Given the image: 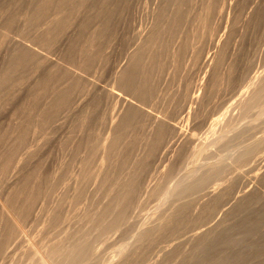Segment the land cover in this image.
I'll use <instances>...</instances> for the list:
<instances>
[{
  "label": "rangeland",
  "instance_id": "1",
  "mask_svg": "<svg viewBox=\"0 0 264 264\" xmlns=\"http://www.w3.org/2000/svg\"><path fill=\"white\" fill-rule=\"evenodd\" d=\"M38 1L0 0V80L11 67L15 47L35 51L40 59L11 70L13 81L0 83V161L14 143L23 113L31 109L34 91L42 96L41 108L69 82L66 77L54 87L50 66L56 64L82 79L71 102L48 123L39 124L35 113L10 170L0 178V264H264V0H218L210 20L213 31L199 35L198 29L190 36L201 49L199 59L194 63L190 48L178 73L168 59L156 72L162 76L155 96L144 101L121 87L119 77L133 53L155 32L166 0H119L118 6L89 0L78 15L75 12L74 24L48 47L37 41L43 21L36 29L26 24ZM194 2L200 8L205 0ZM101 9L113 15L112 21L108 25L93 21L86 39L80 38L79 20ZM12 18L15 23L5 28ZM91 36L99 53L85 68L83 53L77 50L70 56L68 48L72 41L86 47ZM175 40L169 49H176L179 38ZM222 49L225 54L215 65ZM170 94L182 98L180 105L167 103ZM131 103L145 113L140 109L144 115L134 129L123 133L119 148L130 155L115 172L113 163L103 158ZM160 117L166 120L160 122ZM159 122L173 129L145 158ZM29 173L34 182L29 179V186H23ZM36 175L40 191L34 206L26 207L22 215L26 201L17 200L13 210L6 200L21 189H33ZM131 177L138 179L125 219L108 229L97 217L108 202L121 196ZM7 217L16 225L3 239L10 232ZM71 248L90 249L73 258Z\"/></svg>",
  "mask_w": 264,
  "mask_h": 264
},
{
  "label": "bare ground",
  "instance_id": "2",
  "mask_svg": "<svg viewBox=\"0 0 264 264\" xmlns=\"http://www.w3.org/2000/svg\"><path fill=\"white\" fill-rule=\"evenodd\" d=\"M88 1L89 0H41V1H38L37 4L35 3L36 5L33 8V11L30 14V17L27 19L26 24H28L27 26H33V28L32 27L31 28L34 29L35 28L34 26L41 25V20H42L43 21L42 25H44L45 27L43 26L44 28L42 31L39 30L40 34H39V36H37V39H38L37 41L45 44V46L47 45V47L51 46L57 39H59L58 36H60L59 34L62 31L66 30L69 26L74 24L72 22V18L74 16L75 12H76V15H78L77 11L79 13L80 9H82L83 7H86V5H88V3H89ZM194 1L195 0H166L165 1L164 5H162V7L160 8L159 13L157 15L158 16V20H157L158 23L156 25V29L154 30L155 32L153 34H150V36L146 39V41L144 43H142L140 47H138V50L133 53L129 64L125 67V69L120 74L119 83H120L121 87H123L124 89L125 88L128 89L129 91L134 93L138 98H140L142 101H144L145 99H148V98H153L156 94L157 86L159 85L158 81H159L160 75L157 76L156 72L158 70L163 69V66L165 65V63L167 62L168 59L170 60V63L173 65V67L175 68L174 71L176 73L181 71V67H180V63H182L181 60L184 57V54L186 52H188L189 50L191 51L190 48L194 49V52H193L194 53L193 54L194 55V57H193L194 63H195V60L197 61L199 59V57L201 56V49L192 44L193 41L191 42L190 36L192 33L193 34L196 33L198 31V29H199V35L208 34V33L213 31V29L210 31V26H212V24L210 25V20H211L212 14H214V12L216 11V6L218 3V0H205L204 4L202 3L203 8H202V6H200V8H202V10H204V11L200 10V8H199L200 3H198V7H197V5H195ZM99 3L100 4L114 3L115 6H118L119 0H100ZM196 8H198L197 12H196ZM221 11H223V10H221ZM95 13H96L95 16H91V15L86 16L85 20H83L82 22H80V20H79L80 24L78 25V30L81 29L80 38L86 39V36H87L86 30L90 27V25L93 21L100 20L105 25H108L112 21L113 15L110 14L106 10H104V11H102V9L96 10ZM50 14H53V16H51ZM79 16H77V17H79ZM77 17H76V19H77ZM74 19H75V17H74ZM74 22H75V20H74ZM14 23H15L14 18H12V20L11 19L7 20V23L5 24L6 25L5 28L12 27V25ZM76 23H78V21ZM188 23L191 26L190 27L191 30L188 29L189 27L184 29V27H185L184 25H186ZM192 26H194V30L192 29ZM37 35H38V33H37ZM178 38H179V42H178L176 49H174V50H173V48H171L172 50L169 49L170 43L175 39L177 40ZM1 40H2V38H1ZM172 43H174V42H172ZM98 45L99 44L96 43V40L93 36L87 38L86 45H83L86 47L82 46L83 48H81V47L79 48L78 43L72 41L70 44V47L68 48V53L70 56L71 55L73 56V55H75L73 53L77 52V50L81 51L83 53L81 65L83 67L87 68L97 58V55L99 53ZM171 46H173V44H171ZM224 49H222L221 52L219 53V56L217 57L215 65L220 63L221 59L223 58V56L225 54ZM12 54L13 55L11 57V67L8 71H6V73L3 74L2 79L0 80V83H2V84H8V83L13 81L15 71L12 72L11 70H13V69L16 70L19 68L27 67V66L31 65V63H33L34 60H37L38 62L40 61V59L38 58L35 51L33 52L32 50H28V49H26V47L23 48V46L22 47H15L14 52ZM225 64H226V62H225ZM51 66H50V70H52L51 80H52V85H54V87L58 86L59 85L58 83L63 78H66V77L69 78V82L64 86H60L59 88H57L58 90H57L56 94L52 95L51 98L47 102H45L44 106L41 108L39 106L42 103V99H41L42 96L39 93H37L36 91H34V93L32 95V104L30 107L31 109L29 111H27V112L25 111V113H23V119H22L21 123L19 124L20 126L17 129V132H16L15 137H14L15 138L14 143L12 141L13 145H11L10 147H7L3 151V153L1 154L2 160L0 161V178L4 177V175L7 174L8 169L10 170L12 162L15 158L16 151L18 150V148L22 145V143L27 138V134H28V131L30 128L29 125L31 124V122L33 120V116L35 115V113L36 112L38 113L37 116H38L39 124L48 123L61 108H63L64 106L68 105L69 102H71L70 99L72 97L73 92H75L74 91L75 87H77L78 85H81V79L82 78L80 79V77L70 75L68 70L62 69L59 66H56V64H54V66L53 65H51ZM162 72L163 71H161V74H162ZM169 72H170V70H169ZM175 72H173L174 76L176 75ZM177 75H176V78H177ZM41 79H42V77H41ZM262 80H263V78H262ZM66 81H68V80H66ZM38 82H40V80ZM37 87H39L40 89H43L44 86H42V84L38 83ZM262 90L264 93V89H262ZM262 90L258 89L259 93L262 92ZM167 91H169V90L167 89ZM258 91H256V92H258ZM259 93H256V94L258 95ZM260 94H262V93H260ZM257 95H254V97L256 96V98H257L258 97ZM167 96H169L167 98V100H168L167 103L168 104L171 103L172 105L174 104L175 106H176V103H178V102L180 103V101L182 100V98L180 100V97H178V95L175 97H173L174 94H173V96L171 94L167 95ZM262 96H259L258 98L260 99ZM252 98L253 97H251V99ZM164 99H166V98H164ZM259 99H255V100H259ZM252 100L254 101V99H252ZM250 101H248V103H250ZM179 103L177 105H180ZM168 108H170V107H168ZM140 109L143 112L145 110V109L143 110L142 108L137 107V105H133V103H131L130 107L126 111L123 118L119 121L117 120L118 121V123H117L118 124V131L116 132L114 137L111 139V141L110 142L108 141L109 145H108V149L105 153V157L103 155V157H104L103 161L112 162L113 163L112 167L115 170V172L122 169V167L126 165L127 160L129 158L130 152H128V150H127V153H126V150H125V152L123 151L124 149L121 150L120 148H123V147L119 148V145H120L119 142H120V140H122L121 138H122L123 133H125V131L127 129H132V127L134 129V126L136 125L134 123L135 122L137 123L139 118L142 115H144V114H142L143 112ZM168 110H167V112H168ZM170 110H171V108H170ZM173 111H175V110H173ZM173 111H170V113ZM167 112H166V114L169 113V112L168 113ZM169 115L170 114H168V117H169ZM117 118L120 119L119 117H116V119ZM162 118H163V121L166 120V118H164V117H162ZM162 118L161 119L157 118V119L160 122H162ZM160 122L156 126L154 137L150 141V144L148 147L149 150L147 151L145 158L152 155L158 149V147L161 145L165 135L168 133V131H171L173 129V128H170L166 123H160ZM156 123H157V121H156ZM45 126H47V125H45ZM172 127H175V126H172ZM129 141L131 143L132 138H131V140L129 139ZM133 141H134V139H133ZM134 142H133V144H134ZM12 143H10V144H12ZM130 143H128V144H130ZM86 144H88V143H86ZM133 144L132 145L130 144V145L133 146ZM96 150L97 149L94 146L93 151L95 152ZM129 150H130V148H129ZM94 152H92V153H94ZM88 161H89V158L86 159L87 163H89ZM139 163H140V160H139L138 164ZM144 163L142 162L141 164L143 165ZM110 174H112V173H110ZM136 175L137 174H135V176ZM29 176H30V173H29L28 177H24V179H22L23 181L21 180L23 183V186H24V184L28 185V183H29L28 180L31 179ZM110 176H112V175H110ZM132 176H133V174H132ZM40 177H42V176L39 175V179H40ZM109 177H104V181H105V179L108 181ZM36 178H37V175L35 176V182L37 183L38 181H36ZM128 178H130V177H128ZM131 178H132L131 183L129 184V182H128V186H124V187L121 186V188L122 187L124 188L123 192L121 191L122 192L121 196H119V197L116 196L117 197L116 200H111L110 202H108V205L104 208V210H102L100 212L101 214L99 215V217H97L100 221V224L102 222L104 227H107L108 229H110L109 227L111 225H119L125 219L126 209L128 208V205L132 199V196H133L132 193H134L133 191H135L136 184H137V183H135V178H137V177H131ZM39 179H37V180H39ZM31 180L33 181L34 179H31ZM54 184H56V183H54ZM124 184H125V182H124ZM33 185L34 186H31V187H33V189L32 188L31 189H21L20 191H18L14 195L8 194V195H10V198H7L6 201L9 203V205L12 207L13 210L16 209L17 200H19L20 198L24 202L26 201V205H27V206L25 205V209L23 210L22 215L25 214L26 207L35 204V202H36L35 199L37 198V195L40 191V189H39L40 188V182L37 183V185H35V184H33ZM18 190H19V188H18ZM117 191H119V190H117ZM41 192H42V190H41ZM111 192L112 191L110 190V193ZM111 195H113V194H111ZM116 195H117V193H116ZM113 198H114V195H113ZM23 201H22V203H23ZM19 202H21V201L19 200ZM19 202H18V205H19ZM18 205H17V207H18ZM20 205H22V204H20ZM31 207H30V210H31ZM22 209H23V207H22ZM19 213H20V211H19ZM26 214H28V213H26ZM3 215H5V214H3ZM6 216H8V214L5 215V217ZM17 217L21 218L20 214H17ZM17 217H15V218L18 219ZM25 217H26V215H24L23 218H25ZM4 220H5V224H6L5 227H6L7 231L8 230L10 231L7 234H3L4 236L2 235L3 237H5L3 239H6V236L9 237L12 234L11 231L14 230V226L16 224H15L14 220L9 219L8 217L6 219L4 218ZM99 221L94 222L95 226H97L96 223H99ZM98 226H99V224H98ZM96 229H98V227H96ZM103 230H104V228H103ZM7 231L5 230L4 233H6ZM86 234L88 235V233H86ZM87 235H84V236H87ZM0 239H1V237H0ZM82 240H83V238H82ZM4 241H6V240H4ZM84 241H85V239H84ZM84 241H82V242L84 243ZM86 241L89 242V240H86ZM79 244H81V243H79ZM84 244L86 245V247H88L86 243H84ZM85 245H83V246L85 247ZM55 246H56V243H55ZM78 246L80 247L81 245H78ZM52 247H54V245ZM67 247H69V246H67ZM62 248L64 249V247H62ZM72 248H71V251L73 250ZM56 249H57V247H56ZM89 249H87V250L89 251ZM82 250L81 249H78V250L76 249V251L73 250V252H72L73 254L71 256L73 258L78 257V255H81L80 252ZM83 251L86 252V249L84 248ZM52 252H51V255H52ZM65 252L66 251H64V253ZM84 252H82V256L87 253V252L86 253H84ZM58 254H60V252ZM58 254H56V255H58ZM68 256H70V251H69ZM64 257H62V258H64ZM84 257H86V256H84ZM53 259H55V258H53ZM53 259H51V260H53ZM60 259H61V255H60ZM71 259H69V260H71ZM47 260H49V259H47ZM63 260H62V262H64ZM68 263H69V261L67 262V264ZM51 264H52V262H51ZM56 264H57V262H56Z\"/></svg>",
  "mask_w": 264,
  "mask_h": 264
}]
</instances>
